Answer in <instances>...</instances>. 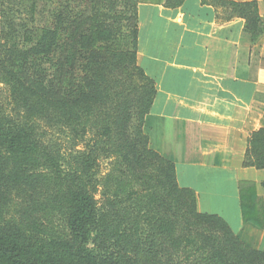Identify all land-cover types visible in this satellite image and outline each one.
Returning a JSON list of instances; mask_svg holds the SVG:
<instances>
[{
	"label": "trees",
	"instance_id": "trees-1",
	"mask_svg": "<svg viewBox=\"0 0 264 264\" xmlns=\"http://www.w3.org/2000/svg\"><path fill=\"white\" fill-rule=\"evenodd\" d=\"M201 1L244 18L256 39L263 2ZM56 2L49 21L15 28L0 0L9 93L0 108V264H264V235L253 248L222 217L200 212L174 163L149 146L143 123L156 87L137 62L142 0H121L122 12L114 0ZM243 165L264 171V128L250 134ZM239 198L243 221L264 229L253 182H240Z\"/></svg>",
	"mask_w": 264,
	"mask_h": 264
},
{
	"label": "crops",
	"instance_id": "crops-1",
	"mask_svg": "<svg viewBox=\"0 0 264 264\" xmlns=\"http://www.w3.org/2000/svg\"><path fill=\"white\" fill-rule=\"evenodd\" d=\"M137 29V62L156 87L143 123L150 148L174 163L200 212L259 247L264 229L243 221L239 184L254 183L264 210V171L243 165L250 134L264 128V22L253 40L245 19L220 5L142 1Z\"/></svg>",
	"mask_w": 264,
	"mask_h": 264
},
{
	"label": "rangeland",
	"instance_id": "rangeland-1",
	"mask_svg": "<svg viewBox=\"0 0 264 264\" xmlns=\"http://www.w3.org/2000/svg\"><path fill=\"white\" fill-rule=\"evenodd\" d=\"M117 2L116 10L118 12L124 11L121 0H114ZM143 2H156L158 0H142ZM4 4L10 7H5V12H2V18L5 16L6 21L12 24L15 28L21 25H35L41 26L46 21L51 19L52 11L57 7L56 0H4ZM34 6V10H33ZM10 8V11H9ZM1 18V19H2ZM9 99V93L5 85L0 81V108L5 107Z\"/></svg>",
	"mask_w": 264,
	"mask_h": 264
}]
</instances>
